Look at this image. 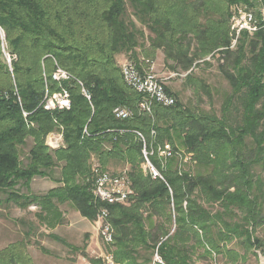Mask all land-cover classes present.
I'll return each mask as SVG.
<instances>
[{
  "label": "trees",
  "instance_id": "16d2710c",
  "mask_svg": "<svg viewBox=\"0 0 264 264\" xmlns=\"http://www.w3.org/2000/svg\"><path fill=\"white\" fill-rule=\"evenodd\" d=\"M236 5L262 18L258 7L264 9V0H0V191H8L7 201L21 209L35 204L38 220L51 228L63 220L57 204L72 205L89 221L106 207L114 258L123 264H160L153 262L155 252L163 264H192L214 255L223 264H243L247 254L264 256L258 236L264 179L256 170L264 169V27L259 22L252 34L241 32L231 48ZM159 51L170 73L188 72L184 83L196 105L165 86L175 98L172 106L153 102L149 112L139 108L143 97L123 81L118 57L141 60L142 70ZM211 62L226 87L214 88L196 72ZM57 67L72 78L54 80ZM62 86L70 108L44 110L45 96ZM204 97L209 112L200 107ZM115 107L129 109L131 116L116 119ZM56 130L63 145L49 151L45 138ZM137 132L147 149L172 146L174 155L163 168L156 154L150 157L163 180L141 168ZM27 138L33 144L23 167L18 147ZM92 157L105 169H115L116 162L127 168L132 194L126 203L106 205L94 198L87 181ZM55 168L58 178L52 179ZM33 177H48L58 186L42 196L13 191ZM26 246L18 241L0 249V264L31 263Z\"/></svg>",
  "mask_w": 264,
  "mask_h": 264
},
{
  "label": "rangeland",
  "instance_id": "374dc122",
  "mask_svg": "<svg viewBox=\"0 0 264 264\" xmlns=\"http://www.w3.org/2000/svg\"><path fill=\"white\" fill-rule=\"evenodd\" d=\"M1 48L3 61L10 69L11 57L6 52L4 46ZM211 63L212 64L210 65H201L199 70L196 72L199 73L201 70L204 77L214 88L221 89L226 87L227 85L224 79L221 77L217 65H213V62ZM154 64L156 71L164 73L165 75L170 73L168 71L170 69L167 65L164 66L163 61L159 62L155 58ZM136 65L142 68L141 65H143V63L141 60H139L138 64ZM184 79V77H172L165 82V86L166 88L169 87L172 92L178 94L179 99L185 104L191 103L190 105H193L195 104L194 102L196 101V98L192 88L185 85ZM61 88H63V86ZM51 104L52 102L50 101L49 97L46 103L43 102V109L45 110V106H49L50 108ZM210 106L211 105L208 102V99L204 97L200 107L209 112L211 111ZM219 106L220 100L216 97L213 102V108L218 111ZM55 110L62 111L59 109H52L50 111ZM29 126L33 127L34 123L29 124ZM57 133H60V131H52L48 134V137L52 139L57 135ZM32 144V139L27 138L25 143L18 147L19 158L23 167L28 163L29 150ZM45 146H47L49 151L53 150L49 148L46 143ZM105 147V149L109 148L108 145H105ZM92 159L93 160L91 164L96 163V159H94V157H92ZM112 166L115 169L101 168L107 171L111 170V172L114 173H119L125 168L120 162H116ZM141 168L143 169V167ZM256 170L264 179V169L256 167ZM55 178H58V170L56 168L52 173V179ZM57 186V183L48 177H33L26 185L20 182V184L14 186L13 191L27 196L31 195V197L42 196L50 189ZM6 192L0 191V249H3L10 243L23 241L27 244L24 253L25 255L27 254V257L31 260V263L29 264H80L81 257L91 255L92 249L95 251L98 250L97 247L98 245L100 246L99 238H97V242H95V244H90L91 240L89 236H91V232H93L94 229L93 221H89L82 217L80 213L74 207H72V205L68 204V206L65 205L66 207L63 206L62 209H69V215L67 218L62 220L61 224H57L55 227L51 228L38 220L40 209L35 206V204L32 203L26 209H21L20 207L16 206L14 202L7 201L8 193ZM58 205L60 204H57V206ZM73 210L77 211L81 217L78 215H73ZM258 236L264 240V224L259 229ZM57 238L63 239L67 244L75 247V250L61 244L59 241H57ZM89 244L91 247H89ZM259 258L260 257L256 259V257L247 254L246 262L243 264H259ZM192 264H223V262L221 261L220 257L214 255L212 259L194 260Z\"/></svg>",
  "mask_w": 264,
  "mask_h": 264
},
{
  "label": "built area",
  "instance_id": "2783aa9c",
  "mask_svg": "<svg viewBox=\"0 0 264 264\" xmlns=\"http://www.w3.org/2000/svg\"><path fill=\"white\" fill-rule=\"evenodd\" d=\"M261 19L258 20L255 15V10L246 5L234 6V12L230 18V29L234 34V39L231 42V48L234 47L237 37L243 31L249 34L255 32L261 22L264 27V9L258 7ZM120 72L125 84L133 91L142 95L143 99L139 103V108L143 111L150 110L151 103H157L164 107L172 106L175 103L173 95L168 94L165 90V82L172 77H185L188 72L184 73H169L164 74L156 71L154 64L148 65L147 68L140 70L135 63L125 59L119 64ZM53 79L56 81H67L71 79V75L66 71L57 67L53 73ZM83 95L89 100L90 96L87 91L82 89ZM52 102L50 108L45 106V110L59 109L68 110L70 108L69 92L66 88H61L60 91L45 96L44 102L47 99ZM45 105V104H44ZM116 119L123 120L131 116V111L124 107H115L112 111ZM25 116V114H24ZM86 130H84L85 133ZM155 132L151 131V136ZM137 136L142 142V158L141 167L143 171L148 173L152 179L163 180L161 170L158 169L151 161L150 157L156 154L160 167L163 168L168 159L172 158L174 151L169 143L156 144L150 149H147L146 142L143 136L137 132ZM51 140V141H50ZM45 143L51 149H57L63 145L62 134L50 139L48 135L45 138ZM90 185V191L94 198L106 205L124 204L129 200L132 194L131 180L129 179L127 168H124L119 173L104 170L98 163L91 166V178L87 180ZM97 238L100 240L98 250H91L92 254L80 258V264H123L115 260L113 254V237L114 229L109 220V212L106 207L98 210L93 221ZM153 262L163 264L160 257L155 252Z\"/></svg>",
  "mask_w": 264,
  "mask_h": 264
},
{
  "label": "crops",
  "instance_id": "0c3cea01",
  "mask_svg": "<svg viewBox=\"0 0 264 264\" xmlns=\"http://www.w3.org/2000/svg\"><path fill=\"white\" fill-rule=\"evenodd\" d=\"M155 58H156L157 61H159V62L163 61V54H162V52L159 51V52L157 53V55H156ZM123 60H125V57H124L123 54H121V55L118 57V63L120 64ZM154 65H155V64H154ZM157 65H158V64H157ZM168 89L171 91V89H170L169 87H168ZM171 92H172V91H171ZM65 205L68 206V204H60V205H58L59 212L61 213L63 219H64V218H67V216L69 215V209H68V210L62 209L63 206H65ZM65 207H66V206H65ZM67 208H68V207H67ZM73 215H78V216H80L79 213H78L77 211H75V210H73ZM80 217H81V216H80ZM58 226H60V225H58ZM93 228H94V225H93ZM89 238H90V240H91V243H90V244H92V243L95 244V242H97V241H96V240H97V235H96L95 228L93 229V232H91V236H89ZM90 244H89V247H91ZM92 250H93V249H92Z\"/></svg>",
  "mask_w": 264,
  "mask_h": 264
},
{
  "label": "water",
  "instance_id": "95a60500",
  "mask_svg": "<svg viewBox=\"0 0 264 264\" xmlns=\"http://www.w3.org/2000/svg\"><path fill=\"white\" fill-rule=\"evenodd\" d=\"M259 257H260L259 264H264V257L262 255H259Z\"/></svg>",
  "mask_w": 264,
  "mask_h": 264
}]
</instances>
